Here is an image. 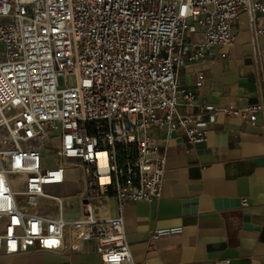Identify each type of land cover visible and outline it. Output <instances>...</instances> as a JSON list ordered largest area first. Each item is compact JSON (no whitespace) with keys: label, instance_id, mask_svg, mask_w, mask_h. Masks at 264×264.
Here are the masks:
<instances>
[{"label":"built area","instance_id":"obj_1","mask_svg":"<svg viewBox=\"0 0 264 264\" xmlns=\"http://www.w3.org/2000/svg\"><path fill=\"white\" fill-rule=\"evenodd\" d=\"M243 10L260 60L263 0H0V257L54 252L74 264V254L98 252L105 264H137L124 206L163 196L172 134L183 129L202 143L219 114L256 124L264 111L263 102L182 109L195 99L182 70L233 46ZM66 74L76 86H58ZM204 77L199 71L196 88ZM49 130L58 133L54 167L44 166ZM75 158L87 178L79 215L69 216L64 196L47 188L66 183ZM101 196L116 199L118 217L97 213ZM184 230L155 228L151 240Z\"/></svg>","mask_w":264,"mask_h":264},{"label":"crops","instance_id":"obj_2","mask_svg":"<svg viewBox=\"0 0 264 264\" xmlns=\"http://www.w3.org/2000/svg\"><path fill=\"white\" fill-rule=\"evenodd\" d=\"M250 17L243 10L233 25V46L214 49L199 65L182 70L181 84L195 90L192 105L183 111L199 113L205 103L221 108L264 103V54L260 60L253 56ZM257 21L264 24V14L257 13ZM191 40L201 42L203 33L192 34ZM222 53L227 57L222 58ZM199 71L205 77L202 87L196 88ZM263 125L264 111L256 124L219 114L205 142L190 143L183 129L172 134L164 146L163 196L153 202L128 201L124 206L125 231L137 264H264ZM155 134L165 142L164 133ZM94 204L102 217L119 216L114 197H98ZM171 226L185 230L151 240L155 228ZM66 260L58 253L36 251L0 257V264ZM72 260L105 264L98 252L77 253Z\"/></svg>","mask_w":264,"mask_h":264},{"label":"rangeland","instance_id":"obj_3","mask_svg":"<svg viewBox=\"0 0 264 264\" xmlns=\"http://www.w3.org/2000/svg\"><path fill=\"white\" fill-rule=\"evenodd\" d=\"M57 84L60 88L74 87L77 84V76L75 74H66L58 78ZM51 139H42L46 143L44 166L54 167L59 164L60 159L56 155L55 135L58 133L49 130ZM80 159H71L70 165L67 167V181L63 186H48L47 191L50 193L62 195L65 198L67 207V215L74 216L80 211L81 196L85 188L86 175L82 168L77 167Z\"/></svg>","mask_w":264,"mask_h":264}]
</instances>
